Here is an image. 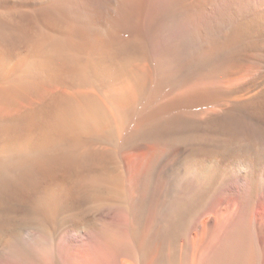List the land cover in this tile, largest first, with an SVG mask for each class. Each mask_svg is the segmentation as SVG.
<instances>
[{"label":"bare ground","instance_id":"obj_1","mask_svg":"<svg viewBox=\"0 0 264 264\" xmlns=\"http://www.w3.org/2000/svg\"><path fill=\"white\" fill-rule=\"evenodd\" d=\"M72 1L0 0V264H264V82L154 85L113 0ZM199 1L164 0L166 19L188 29ZM218 1L257 2L245 27L264 31V0Z\"/></svg>","mask_w":264,"mask_h":264},{"label":"rangeland","instance_id":"obj_2","mask_svg":"<svg viewBox=\"0 0 264 264\" xmlns=\"http://www.w3.org/2000/svg\"><path fill=\"white\" fill-rule=\"evenodd\" d=\"M59 1L60 0H55V2ZM75 1L76 0H73L70 6H73L72 8L76 10H82L83 13L86 11L84 14H90L93 11L92 8H94L95 5L97 6V8L99 6L103 7L104 3V0H102L103 2H101V0ZM211 1L204 0L203 3H200L199 1V3H196L197 5L193 6V10H195L194 12H196L197 10V12L199 11L198 14H200L194 17V25H191V27H188V29L186 27L187 30L183 29L182 31V29H177L176 25H173L170 21H168V19H166V13L164 12V0L154 1L152 3L153 5H148L146 0H139L137 3L130 5L129 12L125 16L123 15V12L120 11L121 9L118 8V5L115 4V0H113L112 5L113 8L115 7V9L112 10V13L115 14H112V16H115L113 17V19L115 20V23L118 24L117 27L114 28L115 31L117 32V30H120L118 33L122 34L124 32L122 29L124 28V30H126L127 28L129 30H137L138 32H141V34L149 44L151 53L156 58V60L154 61L156 65L154 85L157 82H161V79L163 77L166 78L162 80L163 82H167V77L169 78V80H171H168L169 82H210L211 80L214 82H226V80L228 79V82H248L247 85L250 84L252 85V87L259 84V82H264V61H258L261 56H264V48L259 46L257 47L254 44L256 43V39H264V31H258L253 28L245 27L246 23L248 24V21H250L249 18L251 19L253 14L255 15L257 13L258 3L253 1V3L248 5L246 9L240 12L230 13L231 15H233L232 18V16L229 15L228 12L223 14V12L217 8L219 7L218 0H214L215 2ZM145 3L146 5H144ZM79 4L81 7L78 6ZM95 9L96 8H94V10ZM228 10L230 11L231 9ZM259 34L261 35V37ZM256 57H258V59ZM256 61H258L260 64H258V62L256 63ZM157 65L159 69L161 68L160 70L157 69ZM260 68L262 69L261 71ZM258 69L260 71V74L258 72ZM252 72L254 75L252 74ZM171 76L174 77V79ZM170 88V86H166L163 90L166 89L165 91H168ZM263 92L264 89L260 91L256 97H253V102H256L257 104L255 103V107L253 108L248 107V112H251V117H253V113L255 112L254 119L258 118L259 121L261 120V123L264 124ZM258 96L261 97L259 98ZM255 98L259 99L256 100ZM212 105L214 104L209 105V108H211ZM226 108L228 112L234 111V107L232 106ZM126 164L128 165V162L125 158V167ZM123 181H125L126 185L128 184L129 174L127 173V171ZM260 181L261 180L257 181L258 183L256 184L258 187L255 193V201H258L262 193V182ZM257 191L259 193H257ZM112 198L113 197L109 196V198H107V201L111 203L113 200ZM97 201H101V199L98 198ZM89 202L93 203L94 201L91 200ZM106 211L107 209H104L103 213H106ZM106 217L108 216H105L104 219H102L103 217H101L99 221L100 224L98 223V227H100L101 223L104 222ZM105 222H107V220H105ZM88 240L89 237H85L82 239V242L87 243Z\"/></svg>","mask_w":264,"mask_h":264}]
</instances>
